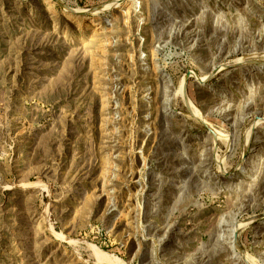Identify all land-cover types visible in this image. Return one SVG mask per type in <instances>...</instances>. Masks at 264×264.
I'll list each match as a JSON object with an SVG mask.
<instances>
[{
    "label": "rangeland",
    "instance_id": "374dc122",
    "mask_svg": "<svg viewBox=\"0 0 264 264\" xmlns=\"http://www.w3.org/2000/svg\"><path fill=\"white\" fill-rule=\"evenodd\" d=\"M95 248L264 264V0H0V264Z\"/></svg>",
    "mask_w": 264,
    "mask_h": 264
},
{
    "label": "bare ground",
    "instance_id": "6f19581e",
    "mask_svg": "<svg viewBox=\"0 0 264 264\" xmlns=\"http://www.w3.org/2000/svg\"><path fill=\"white\" fill-rule=\"evenodd\" d=\"M79 13H81V14H77V15H70L69 16V19H70V21L71 22H74V23H80L82 20H83V16H82V14H83V12H79ZM182 91V90H181ZM183 95V94H182ZM229 241H232V240H229ZM227 242H228V240H227ZM94 248V247H93ZM94 250H96V248L94 249ZM100 253V252H99ZM94 255H95V259L98 261V263L99 264H114V262L112 261V260H110L109 258H105L106 256L107 257H110V255H108V254H106V253H104V255H105V257H101V254L99 255L98 253H97V250H96V254H95V252H94ZM114 256V255H113ZM111 258V257H110ZM112 259V258H111ZM114 260V259H113ZM115 261V260H114ZM117 262L115 261V264H116Z\"/></svg>",
    "mask_w": 264,
    "mask_h": 264
}]
</instances>
